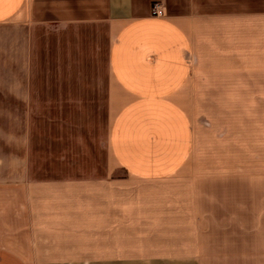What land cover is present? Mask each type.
I'll list each match as a JSON object with an SVG mask.
<instances>
[{
    "label": "crops",
    "instance_id": "obj_1",
    "mask_svg": "<svg viewBox=\"0 0 264 264\" xmlns=\"http://www.w3.org/2000/svg\"><path fill=\"white\" fill-rule=\"evenodd\" d=\"M0 264H264V0H0Z\"/></svg>",
    "mask_w": 264,
    "mask_h": 264
},
{
    "label": "rangeland",
    "instance_id": "obj_2",
    "mask_svg": "<svg viewBox=\"0 0 264 264\" xmlns=\"http://www.w3.org/2000/svg\"><path fill=\"white\" fill-rule=\"evenodd\" d=\"M201 55V54H200ZM222 62L219 60H212L207 58V60L201 56H197L195 62L196 67L194 68L192 75V86L191 94H188V100L185 101L184 108L187 109L190 117L196 125H201V128H209L212 124L211 121L217 120L220 115L223 114V110L237 107H248V109L254 110L253 102L254 98H237V99H225L222 97L223 90H225L224 85L218 84L217 80L219 76L224 74V71H234L236 73L237 69L241 67H224ZM219 64L220 66H216ZM250 120V119H249ZM115 177H123L124 175L116 172ZM119 173V174H118Z\"/></svg>",
    "mask_w": 264,
    "mask_h": 264
},
{
    "label": "built area",
    "instance_id": "obj_3",
    "mask_svg": "<svg viewBox=\"0 0 264 264\" xmlns=\"http://www.w3.org/2000/svg\"><path fill=\"white\" fill-rule=\"evenodd\" d=\"M161 15H162V10L160 11L159 8L154 6L152 9V16L161 17Z\"/></svg>",
    "mask_w": 264,
    "mask_h": 264
}]
</instances>
